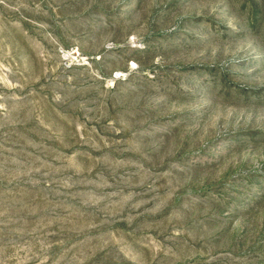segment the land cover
Listing matches in <instances>:
<instances>
[{
	"label": "rangeland",
	"instance_id": "rangeland-1",
	"mask_svg": "<svg viewBox=\"0 0 264 264\" xmlns=\"http://www.w3.org/2000/svg\"><path fill=\"white\" fill-rule=\"evenodd\" d=\"M0 264H264V0H0Z\"/></svg>",
	"mask_w": 264,
	"mask_h": 264
}]
</instances>
